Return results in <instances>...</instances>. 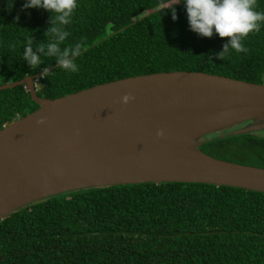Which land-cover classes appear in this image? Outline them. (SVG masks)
Here are the masks:
<instances>
[{
	"label": "trees",
	"instance_id": "obj_1",
	"mask_svg": "<svg viewBox=\"0 0 264 264\" xmlns=\"http://www.w3.org/2000/svg\"><path fill=\"white\" fill-rule=\"evenodd\" d=\"M0 0V84L34 75L37 94L55 98L152 72L196 70L264 83V25L243 41L248 53L217 57L228 38L192 31L183 0H77L66 43L82 42L78 72L54 58L29 67L24 46L46 43L50 13ZM175 3V4H174ZM264 11V0H257ZM173 10L176 19H173ZM63 46V45H62ZM38 107L23 85L0 90V128ZM200 148L264 168V131ZM0 264H264V192L193 182L83 188L20 207L0 219Z\"/></svg>",
	"mask_w": 264,
	"mask_h": 264
},
{
	"label": "water",
	"instance_id": "obj_2",
	"mask_svg": "<svg viewBox=\"0 0 264 264\" xmlns=\"http://www.w3.org/2000/svg\"><path fill=\"white\" fill-rule=\"evenodd\" d=\"M39 76L0 84L23 85L38 104L0 128V219L34 201L97 186L193 182L264 192L263 167L200 148L210 134L264 130V83L175 70L46 98L36 92ZM128 93L134 98L125 104Z\"/></svg>",
	"mask_w": 264,
	"mask_h": 264
},
{
	"label": "clouds",
	"instance_id": "obj_3",
	"mask_svg": "<svg viewBox=\"0 0 264 264\" xmlns=\"http://www.w3.org/2000/svg\"><path fill=\"white\" fill-rule=\"evenodd\" d=\"M179 2L180 0H176L175 3ZM183 2L192 31L203 37L210 38L215 33L221 38H228V42L216 54L223 60L232 50L236 53H248L249 49L244 46L243 41L250 33L259 32L264 25V11L258 10L257 0H183ZM32 7L43 8L51 15L49 26L44 32L46 43H39L34 49V39L29 37L24 46L23 59L27 61L29 67L38 68L43 64L42 56L54 58L57 67L68 72H78L75 59L81 55L85 46L82 42L66 43L71 35L66 26L71 23L78 7L77 0H26L23 4L24 9ZM176 18L173 10V19ZM48 74L49 69L46 67L42 70V76L47 77ZM133 98L130 93L125 94L122 102L126 104ZM38 122H42V118ZM157 134L163 136V130Z\"/></svg>",
	"mask_w": 264,
	"mask_h": 264
},
{
	"label": "rangeland",
	"instance_id": "obj_4",
	"mask_svg": "<svg viewBox=\"0 0 264 264\" xmlns=\"http://www.w3.org/2000/svg\"><path fill=\"white\" fill-rule=\"evenodd\" d=\"M261 131H264V130H261Z\"/></svg>",
	"mask_w": 264,
	"mask_h": 264
}]
</instances>
